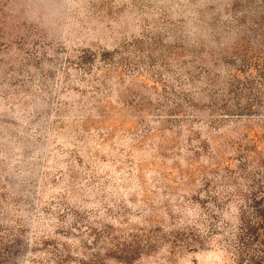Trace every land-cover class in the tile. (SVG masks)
Wrapping results in <instances>:
<instances>
[{
  "label": "rangeland",
  "instance_id": "obj_1",
  "mask_svg": "<svg viewBox=\"0 0 264 264\" xmlns=\"http://www.w3.org/2000/svg\"><path fill=\"white\" fill-rule=\"evenodd\" d=\"M0 264H264V0H0Z\"/></svg>",
  "mask_w": 264,
  "mask_h": 264
}]
</instances>
